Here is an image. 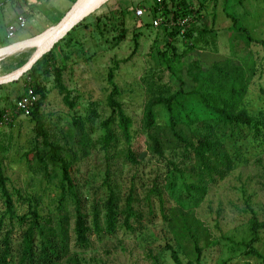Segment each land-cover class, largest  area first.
<instances>
[{
	"label": "rangeland",
	"instance_id": "374dc122",
	"mask_svg": "<svg viewBox=\"0 0 264 264\" xmlns=\"http://www.w3.org/2000/svg\"><path fill=\"white\" fill-rule=\"evenodd\" d=\"M46 2L37 6L34 14L28 16L26 27L17 30L15 37L7 41L6 25L22 9L10 0H0V40L5 41L3 46L36 37L41 28L48 24L53 26L72 5L71 0ZM141 2L146 7L154 4V0H108L86 19L90 26L73 31L66 38H71L67 45L61 44L58 48L59 61L64 58L66 64L62 81L74 102L73 109L64 105L52 69L41 62L37 66L45 83L46 99L41 114L47 135L75 157L71 174L73 189L67 192L65 200L70 228L75 220V200L81 212L90 216L93 207L101 210L109 193H113L117 206H123L130 190H134L135 209L140 216L130 222L131 231L121 229L111 236L94 237L92 250L78 255L74 261L67 259L61 264H174L168 247L176 252L182 264H264V154L246 156V162L223 178L216 174L214 182L206 185V193L197 204L182 201L181 205L165 189L170 182V163L177 164L185 180L196 183V186L205 185L206 180L197 182L193 160L183 156L180 146L174 143L165 127L162 106L157 108L155 132L163 138V158L153 154L143 125V110L148 99L174 92L179 87L178 80L189 87L186 69L191 63H199L205 71L226 59L232 64L239 62L238 58L247 50V42L243 33L233 27L227 14L236 18L252 37L264 39V0H187L193 9L202 4L204 10L193 26L192 50L187 41L174 40L177 54L182 55L173 64L179 70L175 75L165 69L166 62L160 54L167 43L166 34L162 28H149L147 24L151 18L146 11L140 26L128 15L124 24H120L119 6L132 7L134 12ZM53 10L59 15L54 16ZM103 13L109 14L111 20H103L108 24L107 28L100 27V32L92 22L93 16ZM123 28L127 33L119 41L117 38ZM134 34L138 36L135 52ZM250 49L257 59V67L263 68L264 51L254 45ZM33 51V47L24 48L21 52L0 56V75L26 61ZM109 72H112L117 89L115 100L131 119L132 126L127 144L117 125H112L116 142L106 151L102 138L105 134L103 123L111 116ZM259 85L263 92L259 91ZM24 87L25 83L20 79L18 83L1 88L0 109L9 110ZM249 92L250 108H264V101L258 99L259 95L264 99V74L251 85ZM186 108L192 123L205 117L198 106L187 104ZM13 116L12 126H0V163L9 180L8 186L34 199L45 215L54 216L52 198L60 172L49 161L48 149L36 135L31 118ZM182 125L180 132L189 136L188 126ZM127 148L135 154V165H124ZM178 176L176 174L175 179L177 188H180ZM154 183L163 188L164 193L160 201L152 197L150 214L145 197ZM252 213L262 225L256 241H252ZM7 229L11 230V246L16 248L22 227L16 222L12 227L6 223L2 232ZM251 249L257 254L250 255Z\"/></svg>",
	"mask_w": 264,
	"mask_h": 264
},
{
	"label": "trees",
	"instance_id": "16d2710c",
	"mask_svg": "<svg viewBox=\"0 0 264 264\" xmlns=\"http://www.w3.org/2000/svg\"><path fill=\"white\" fill-rule=\"evenodd\" d=\"M10 1L19 4L17 0ZM74 1L72 0V3ZM143 4L141 2L136 7L149 14L151 18V22L147 24L149 28H162L166 34L167 43L164 50L160 51L159 48L158 50L166 62L165 69L171 75H175L179 73V70L173 64L182 55L177 54L174 40L177 38L187 41L190 51L192 50L191 45L194 43L193 26L200 19L197 16H200L204 6L199 4L201 7L195 10L187 0H160L159 2L154 0V4L148 7ZM119 12L120 24H124V18L128 15L137 26H140L142 18L135 17L132 7L119 6ZM109 13L114 12L110 11ZM108 16L109 14L106 13L93 16L92 23L97 30H100V27L107 28L108 23L103 22V20L110 21L111 19ZM159 17L163 19V22L158 28H154L152 21ZM227 17L233 22V27L243 33L247 42V50H245L243 56L238 58L239 62L232 64L229 59H226L224 63L218 66L212 65L205 71L202 70L199 63H191L186 69V77L191 86L186 87L182 80H178V89L167 95L152 96L146 102L143 110V125L148 134L153 154L161 158L164 156L162 150L163 138L155 132L158 127L157 108L162 106L165 113V127L174 139V143L180 146L183 156L193 160V168L197 170L195 174L197 182L202 183L206 180L205 185L196 186V183L185 180L184 173L178 169L177 164L170 163V166H168L170 167L168 173L170 182L167 183L165 189L172 199L181 205H183L182 201L192 205L197 204L206 193V185L214 182L216 174L223 178L239 164L246 162V156L264 154V108L251 109L250 99L248 98L251 85L264 74V67H257V59L254 58L250 46L260 47L264 51V39L252 37L246 28L238 24L236 18L230 14H227ZM186 18L188 24L183 27L179 26L178 22ZM170 21L174 22L175 25H168ZM88 26L90 24H86V19L79 23L50 52L44 55L30 71L20 78L23 79L25 87L23 93L17 99L26 93L27 88H32L38 96V100L26 117H30L34 123V131L42 139V145L48 149L49 161L59 170L60 179L56 193L52 198L55 203L54 216L45 215L34 199L25 197L20 192H15L9 188V180L4 175L0 163V264H61L67 259L68 261H71V259L74 261L78 255L92 250L94 237L111 236L121 229L131 231L130 222L140 217L135 209L134 190H130L123 206H117L113 193H109V197L101 210L93 207L90 216L81 212L80 206L75 200L76 211L73 226L70 228L68 223L65 200L67 192L69 193L73 189L71 174L74 169L75 157L70 156V152H67L59 143L51 141L47 135L45 122L41 114V107L46 99L45 83L42 77L43 73L38 72L37 66L41 62L52 69V76L64 105L69 109H73L74 102L62 81L66 64L63 62L64 58L61 61L63 64L59 61L58 48L61 44L67 45L71 38L68 40L66 38L73 31ZM182 28L184 31L180 34ZM126 33V28H123L117 40L124 39ZM137 37L134 34L133 52L138 47ZM4 43V40H0V46H3ZM24 63L25 61L18 63L15 69ZM18 81L14 83H18ZM108 82L112 86L108 98L111 116L103 123L105 134L102 138L106 151L116 142V132L111 128L112 125H117L127 144L131 139L132 126L131 119L126 116L122 106L115 100L117 89L113 82L112 72L108 73ZM4 86L6 85L0 86V89ZM258 87L259 91L263 92L261 85ZM258 99L264 101L260 95ZM15 101L9 107L12 118L14 114L21 115L14 111ZM187 104L200 107L205 117L196 123H192L185 112ZM6 109H0V126L12 124V118L8 122L4 121ZM182 124L188 126L189 136H184L180 132V128L183 127ZM38 160L41 161L40 156ZM128 163L133 165L137 163L135 154L129 148L125 153L124 165ZM176 174L179 175L180 188H177ZM163 193V188H159L156 183L148 190L145 197L148 201V206H146L149 210L148 213L152 214V197H157L160 201ZM14 222L22 227L16 248L11 246V230L7 229L2 232L6 228V223L12 227ZM250 225L253 236L252 241H256L262 225L258 223L253 213L250 217ZM168 249L174 264H182L176 252L171 247H168ZM195 251L199 253L196 247ZM256 254L254 250H250V255Z\"/></svg>",
	"mask_w": 264,
	"mask_h": 264
},
{
	"label": "water",
	"instance_id": "95a60500",
	"mask_svg": "<svg viewBox=\"0 0 264 264\" xmlns=\"http://www.w3.org/2000/svg\"><path fill=\"white\" fill-rule=\"evenodd\" d=\"M107 1L108 0H75L65 14L53 26L47 28L41 34L20 43L1 47L0 50L10 48L12 50L11 53H18L24 50V48L31 47L34 48V51L23 65L8 73L0 75V86L18 81L73 28L97 12Z\"/></svg>",
	"mask_w": 264,
	"mask_h": 264
},
{
	"label": "built area",
	"instance_id": "2783aa9c",
	"mask_svg": "<svg viewBox=\"0 0 264 264\" xmlns=\"http://www.w3.org/2000/svg\"><path fill=\"white\" fill-rule=\"evenodd\" d=\"M19 4H26L30 2V0H17ZM158 2L160 0H157ZM144 10L141 8H136L134 11V15L136 18H142L143 17ZM163 22V19L161 17L156 18L152 21V26L154 28H158ZM27 23V13L20 12L17 13L14 17V19L8 24L6 28V39L10 40L13 39L15 36V33L19 29H23L26 27ZM179 26L183 27L184 25L188 24V19H183L182 21L178 22ZM170 26H174L175 23L170 21L168 24ZM184 29L182 28L180 30V34H182ZM38 100V96L33 92L32 88H27L26 93H24L19 99H17L14 103V111L16 113H20L22 116H28L30 114L31 108ZM6 113L4 115V121L8 122L12 118V113L10 110H5Z\"/></svg>",
	"mask_w": 264,
	"mask_h": 264
},
{
	"label": "crops",
	"instance_id": "0c3cea01",
	"mask_svg": "<svg viewBox=\"0 0 264 264\" xmlns=\"http://www.w3.org/2000/svg\"><path fill=\"white\" fill-rule=\"evenodd\" d=\"M47 0H30V2H28V3H26L25 5L23 4H18L17 5V3H16V5H17V7L19 6V8H21L22 9V11H17L16 13H15V15L17 14V13H20V12H26L27 13V18H28V16L29 15H33L34 14V12L36 11V7L37 6H39L40 4H43V3H46L47 4V2H46ZM71 2H72V0H71ZM54 11V10H53ZM15 15H14V17H15ZM53 15L54 16H56V15H59V12H57V11H54L53 12ZM53 16V17H54ZM14 17H13V19H14ZM12 19V20H13ZM11 20V21H12ZM10 21V22H11ZM9 22V23H10ZM7 26H8V24L6 25V28H7ZM49 27H51V25L50 24H48L47 26H45V27H43V28H41V30L39 31V33L38 34H40V32L42 33L43 31H45L47 28H49ZM15 37V36H14ZM35 37V36H34ZM5 39H6V32H5ZM11 40V39H10ZM7 41H8V39H7ZM26 41V40H25ZM21 42H23V41H21ZM16 43H20V42H16ZM16 43H13V44H16ZM8 50H11L10 48L9 49H4V50H0V52H3V51H8ZM10 72V71H9ZM8 73V72H7Z\"/></svg>",
	"mask_w": 264,
	"mask_h": 264
},
{
	"label": "bare ground",
	"instance_id": "6f19581e",
	"mask_svg": "<svg viewBox=\"0 0 264 264\" xmlns=\"http://www.w3.org/2000/svg\"><path fill=\"white\" fill-rule=\"evenodd\" d=\"M8 49V48H7ZM4 50V49H3ZM12 50H8V51H3V52H0V56L1 55H6V54H9L11 53ZM4 60V59H3Z\"/></svg>",
	"mask_w": 264,
	"mask_h": 264
}]
</instances>
